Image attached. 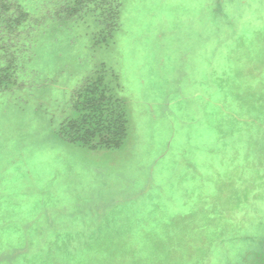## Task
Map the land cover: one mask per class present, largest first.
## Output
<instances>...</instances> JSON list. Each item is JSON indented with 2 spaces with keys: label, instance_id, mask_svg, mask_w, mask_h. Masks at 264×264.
<instances>
[{
  "label": "rangeland",
  "instance_id": "rangeland-1",
  "mask_svg": "<svg viewBox=\"0 0 264 264\" xmlns=\"http://www.w3.org/2000/svg\"><path fill=\"white\" fill-rule=\"evenodd\" d=\"M5 1L28 19L5 74L0 14V264H264V0H122L116 30ZM90 76L119 147L61 134Z\"/></svg>",
  "mask_w": 264,
  "mask_h": 264
},
{
  "label": "trees",
  "instance_id": "trees-1",
  "mask_svg": "<svg viewBox=\"0 0 264 264\" xmlns=\"http://www.w3.org/2000/svg\"><path fill=\"white\" fill-rule=\"evenodd\" d=\"M122 0H64L57 5L56 14H84L88 12L104 11V13H111L109 18L110 29L116 30L120 25V8ZM0 14H8L9 11L14 9L12 16L3 18L2 21L6 24L5 27L10 29L13 38L9 42L8 48L2 46V58L5 62V74L11 70L15 72L22 69L20 63L21 49L13 41H17L15 32L16 26L28 19V13L19 6H14L12 3L2 0ZM99 11V12H100ZM102 11V12H103ZM16 48L18 56L16 55ZM16 55V56H15ZM10 72V73H11ZM12 74V73H11ZM93 76L86 77V79L74 91L73 97L81 98L87 92H92L90 97V104L85 102V106L75 105L73 110L78 112L77 116H67L62 124L61 134L71 142H78L82 145L96 148L119 147L127 134V117L124 108L120 105L121 100L114 97L111 92L107 94L106 91L98 90V83L92 78ZM24 84L23 82L20 85ZM1 88V87H0ZM2 89H10L5 86ZM98 97L94 96V94ZM94 100V102H93ZM110 102V108H108ZM108 113V114H107ZM98 137V139H95Z\"/></svg>",
  "mask_w": 264,
  "mask_h": 264
}]
</instances>
